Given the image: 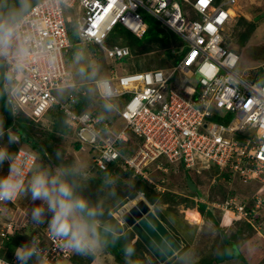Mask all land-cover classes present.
<instances>
[{
    "label": "built area",
    "instance_id": "obj_1",
    "mask_svg": "<svg viewBox=\"0 0 264 264\" xmlns=\"http://www.w3.org/2000/svg\"><path fill=\"white\" fill-rule=\"evenodd\" d=\"M235 2L38 0L15 23L19 40L14 43L26 49L19 61L22 70L15 74L17 94L9 92L4 80L16 62L11 56H0L12 115L23 113L49 128L53 124L49 111H61L76 144L94 151L90 177L117 166L160 193L166 190L162 187L163 172L172 168L167 162L182 163L189 170L200 167L205 171L213 166L245 183L257 181L259 186L249 200L234 194L218 203V208L234 212L264 232V73L238 72L239 55L224 45L223 31L231 21ZM143 14L154 17L178 38V45L167 47L177 55L174 63L167 61L171 65L132 70L137 66L129 45L107 44L106 38L116 25L142 37L148 27ZM69 24L75 29L74 43ZM90 45L96 47L93 55L102 51L108 63V74L100 78L107 79L118 93L116 101L121 103L113 115L124 121L118 129H114L111 115L76 109L72 90L83 82L67 69L66 54L75 48V57ZM128 62L132 69L123 65ZM64 89L68 93L61 98L57 93ZM96 94V99H101ZM228 114L231 118L227 122L214 119ZM8 131L15 133L11 127ZM16 151L22 154L30 150L18 146ZM28 167L25 163V170ZM7 170L8 165L4 174ZM157 171H162L159 179L153 176ZM17 198L0 201V264H16L15 249L9 256L1 251L8 249L5 241L32 224L24 210L10 209L9 217L5 213L2 206L15 203ZM139 198L145 200L144 191H138L134 200ZM125 210L122 205L119 214ZM35 226L30 241H39L46 264H73L75 254L61 247L47 225Z\"/></svg>",
    "mask_w": 264,
    "mask_h": 264
},
{
    "label": "clouds",
    "instance_id": "obj_2",
    "mask_svg": "<svg viewBox=\"0 0 264 264\" xmlns=\"http://www.w3.org/2000/svg\"><path fill=\"white\" fill-rule=\"evenodd\" d=\"M23 12L24 9L21 7L18 11L10 13L4 23H0V56L5 58L11 56L16 62L11 71L4 75L8 90L13 95L19 92V89L13 87L15 74L22 70L19 61L26 55V49L14 43L19 40L15 23ZM74 59L80 64L86 61V54L78 53ZM78 71L81 76L94 81L95 91L103 101L105 111H119V104L115 102L118 93L107 79L97 78V72L95 70L90 72L88 68H80ZM4 136L5 130L0 125V201L11 200L20 195L27 196L32 202L28 216L30 223L46 224L49 234L61 241V247L80 256H90L104 251L120 240L121 228L111 219L105 201H93L85 195L91 177L83 162L65 161L63 152L57 150L54 155L59 163L45 165L30 149L22 154L11 150L12 145L20 143L19 135L8 131L7 143L3 142ZM19 146L25 148L21 144ZM5 163L8 170L6 174H2ZM25 163L29 164L27 170ZM119 179L108 172L102 178V185L110 198L117 195L116 185ZM140 200L143 199L139 198L138 201ZM145 200L143 201L146 202ZM149 206L152 210L153 205ZM130 207H126L125 211ZM118 209L115 214L122 216L125 211L119 214ZM35 228L37 230L36 226ZM30 238L28 242L15 248L16 264H46L44 249L39 241L36 239L30 241ZM121 250L125 264H139L133 244L125 243Z\"/></svg>",
    "mask_w": 264,
    "mask_h": 264
},
{
    "label": "rangeland",
    "instance_id": "obj_3",
    "mask_svg": "<svg viewBox=\"0 0 264 264\" xmlns=\"http://www.w3.org/2000/svg\"><path fill=\"white\" fill-rule=\"evenodd\" d=\"M241 18H244L246 21L253 22L256 26L255 30L252 32L249 39H247V41H245L243 45L239 44V33L244 32L246 29V26L244 24L241 25L239 23ZM146 22L149 25H152V26L155 25V22H152L151 20H146ZM152 31H154L155 33L157 32L156 28L154 27H152ZM114 34L115 32H112L110 36H114ZM223 35H224V45L228 48H231L239 55L240 60L237 66L238 72L245 71V72H248L250 75H254L256 71L260 70L262 73H264V0H236L235 5L233 7V15H232L231 21L229 22L228 26L225 27L223 31ZM171 39H170L171 44L178 45V41L175 42L173 39L172 40ZM162 51H163L162 49H154L149 52L141 53L137 49H135L134 51L132 50L133 57L131 59L133 60L137 68L135 69L130 68L131 65L129 66V62L125 64L123 63V65L125 67L129 66V68L132 70H141V68H144V67L151 68L150 66L164 68L168 65H171V62H167V61H170V60L173 61V60L167 56L166 52H165V58H163L161 55V53H163ZM74 58L75 57L71 59H67V62H66L67 69L73 74L74 77L78 79V81L83 82L85 84L88 83L89 88L92 91V94L97 93L94 89L95 88L94 81L86 79L85 77L81 76L78 70L80 68H88L90 72L93 70L97 72V78L106 76L108 74L107 72L108 63L103 58V55L99 53V56L93 57L92 54L87 52L86 61L81 62L80 64H77ZM92 62H94L95 64L90 67L96 66L95 68L89 67V65ZM67 93H68V90L64 89V90H59L57 95H59L61 98H65ZM106 114L112 115L113 111L107 112ZM112 119L114 122V129H118L124 123L123 119L119 118L117 115H112ZM34 123H36V125L33 124L35 125L36 128L39 127L43 130L48 129V127H45V126L42 127L40 124H38V122H34ZM44 138L47 139V141L45 142L47 143L48 146L51 147V151L53 154H55L57 150H60L64 154L65 161L75 160L77 162H83V164L87 167L88 171H92V155H94V151L91 150L88 146H84V147L76 149L74 146L75 140L72 134H56L55 133L53 134V136H49L48 132L46 134L45 132H43L42 135L38 137V139L40 140V143L44 141ZM23 145L30 148L28 145L24 143ZM39 160L45 165H49L47 162H44L45 160L42 157H39ZM165 164L172 165V168H169L167 172H163L164 176L162 178L164 179V182L162 183L163 184L162 187H164V189L166 188V190H164L163 192L166 193L167 191H169L167 192L168 194L171 193L173 195H177V198H174L170 194H169L170 195L169 197H163L160 202L164 201V203L160 205V210L166 211L167 217H168V213L178 212V215H180L179 209H182V208L189 209L188 208L190 207L189 206L190 205L189 195H193V194L190 193V191L186 188L185 171L179 166H177V168L173 170L174 165H180V164L179 163H167V162ZM6 166H7V163H5L2 169V174H4ZM197 169L192 168L188 170L190 172L189 176L193 177V179L195 180V182L198 184L199 187L209 188L210 190L214 189V191L218 194V196L216 195V200H215L217 201V203H223L228 196H234L233 191L230 192L229 191L230 189L229 190L227 189V187L229 188L231 185H227V187H225L226 185L224 181L218 182L220 179L218 175V171L217 169H214L213 166L210 169L205 170V171H208V170H211V171H209L210 174H207L204 177L203 175H200L204 172V170H200V167H198ZM160 172L162 171H157L158 175ZM94 174L95 173H93L92 175ZM112 174L120 178L119 179L120 184L118 182L116 186L117 195L115 198H110L105 188L101 192L100 190L96 191L91 186L88 187L87 185L85 192H90L92 195H95V196L97 195V197L101 195H107V197L103 196V197H99L98 199L104 200L105 203L107 204L115 203L116 207L120 208L122 205L127 204V202L133 198V196L135 195L134 189H136L138 182L132 176H129L128 174H124L122 172H116V170H114ZM158 175H153V176L155 179H157ZM233 178H234L233 181L235 182L237 186L236 188H238L239 191H242L248 187L247 192H250V190L255 184L252 181L245 183L242 180H240L237 176H233ZM213 179L215 180L214 183H212ZM189 182L192 183L191 179L189 180ZM88 184H90V182ZM27 198L28 197L25 195L18 196L16 202L13 203L14 204L13 206H16L21 201L26 202ZM105 198H107V200H105ZM184 198L187 199L188 201L183 200ZM137 202H138V199L132 201V206L135 205ZM164 204H167V205H164ZM11 205H12L11 203H5L2 207L4 211L7 212L9 209L12 208ZM28 207H29V212H30V208L32 207L31 201L28 202ZM154 212L155 214H157V211L155 208H154ZM189 216H193V215L189 214ZM169 217L171 221L175 220L174 219L175 216L173 214H171ZM223 218L225 221H228L230 223L233 220V219H230L228 216H225ZM176 219H177V222L182 223V220L179 217ZM123 230L124 229H122V231ZM258 230L260 231V234L264 237V232L261 231L260 229ZM26 232L28 233V230ZM214 235H215L214 240L220 237L219 235L215 234V232L214 233L212 232L207 237H203L201 240L202 241H212ZM29 238L27 239L26 237L21 236L20 241L18 243L23 245L24 243L29 241ZM259 242L264 243V239H260V241H258L257 243ZM135 248H136V251L142 254V250L140 249V246L135 247ZM201 249L202 248L197 247V249L194 252H192L193 253L192 255H197L199 258H201L202 256H204L202 253L203 250ZM184 250H186V247H184L182 251ZM5 252H6L5 254H10L12 251H9L6 249ZM95 254H98L99 258L101 259L100 261L101 264H104L107 261L108 262L110 261L111 264L116 263L114 259L115 255L107 249L101 252L94 253L90 256H84L83 259H81V261L83 262L86 261L88 264H100L98 263L99 261L98 258L97 259L93 258L95 257ZM143 255L145 259L149 261L150 264H156L155 260L150 256L148 251L143 250ZM262 255H264V251ZM256 256L257 257L254 258V260H250L251 264L264 263V259H263L264 256H262V258H258V256L261 257V254L259 253H257ZM198 257H194L196 261L193 262V264H201L203 259L209 258L208 256H206L202 260L200 259L198 260ZM180 259L182 260L179 262V264L180 263L182 264L186 261V252H182Z\"/></svg>",
    "mask_w": 264,
    "mask_h": 264
},
{
    "label": "trees",
    "instance_id": "obj_4",
    "mask_svg": "<svg viewBox=\"0 0 264 264\" xmlns=\"http://www.w3.org/2000/svg\"><path fill=\"white\" fill-rule=\"evenodd\" d=\"M38 0H0V23H4L10 13H14L21 9L23 7L24 12L21 16L17 18L20 19L29 9L30 7L35 4ZM143 18L146 22V20H151L152 22H155V25H149L147 22V30L144 33L142 37H137L130 33L129 31L125 30L122 28L120 25H116L113 30L109 33L108 37L106 38V42L108 43H114L117 42L119 44H128L131 48V50L137 49L141 53L149 52L154 49H162L164 54L166 52L167 56L172 59V63L177 60V55H173L169 52V49L167 48L170 45V39L172 38L175 42L178 41V38L176 35L169 29H166L161 26V24L151 15L149 14H143ZM241 25H245L246 29L244 32L239 33V44L243 45L247 39L251 36L252 32L255 30V24L251 21H246L244 18L240 19L239 22ZM152 27L156 28L157 32L155 33L152 31ZM112 32H115L114 36H110ZM69 37L72 43L76 42V37H75V29L74 26L69 24ZM171 39V40H172ZM75 51V48L70 49L69 52L66 54V59H71L72 58V53ZM165 58V55H164ZM166 60V59H165ZM152 67V66H150ZM260 71V70H259ZM85 82V81H84ZM95 89V88H94ZM72 92L76 95L77 99V104H76V109L79 110H86L90 109L93 112H96L99 115H108L106 114L107 111H105L103 107V101L101 99H96L97 94L93 93L91 89L89 88L88 83H82L80 84L78 89H73ZM120 105V101H116ZM51 117L53 118V124L51 127H49L46 130H43L41 128H36L33 120H31L28 116H26L23 113L15 114L12 115L11 113V103L9 101V95L8 92L5 90L3 86V64L0 61V125L3 126V129L5 130V136L3 137V142L7 143V128H12V130L17 133V135L20 136V144L23 145L26 144L30 148L24 146L27 149H30L33 151L36 155L38 154L39 157H42L49 165H55L59 163L58 161L55 160V155L51 151V147L47 145L45 141H47L46 138H44V141L40 143V140L38 137L42 135L43 132L45 134L48 132L49 136H53V134H69L70 133V128L67 126L65 123V116L64 114L59 111L57 108H54L53 110L49 111ZM231 118V114H228L224 119L215 117V120L218 121H225L227 122ZM35 124V125H33ZM19 146L18 144H14L11 147L12 151H16L17 147ZM79 146L76 144V149H78ZM48 152V153H47ZM180 164V163H179ZM181 168L185 171V185L191 193L196 194L197 192L194 191L195 187H199L198 184L195 182L193 177L189 176L190 172L188 171L189 169L184 168L183 164L181 163ZM116 170V172H122L124 174H128L129 176L130 173L128 171H122L119 167L113 166L108 168L107 171H98L96 172V175L92 176L90 179V184H88V187H92L96 191H103L104 187L102 185V178L105 175L106 172L108 173H113V169ZM214 169H217V171L221 174H226L227 173H222L218 170V168L214 167ZM211 171V170H208ZM214 174V173H213ZM114 175V174H112ZM198 177V175H197ZM138 182V185L136 186L135 190V195L137 194L138 191L142 190L145 193V196L148 198V200L155 205V209L157 211V215L165 222H169L167 219V212L160 210V205L164 203V201L160 202L163 197H169L172 195L174 198H177V195H173L171 193H167L169 191L165 192H160L157 193L152 187H150L145 181H143L141 178H135ZM191 179L192 183L189 182ZM120 184V180H119ZM195 185V186H194ZM117 186V185H116ZM192 189V190H190ZM196 192V193H195ZM85 195L88 196L90 199L93 201L99 200V197H107V195H101L97 197V195H92L90 192H85ZM134 195V196H135ZM133 196V197H134ZM95 198V200H94ZM107 200V198H105ZM187 200V199H183ZM188 201V200H187ZM190 207H188L191 210H198L199 212H203L205 209V205L190 199L189 201ZM106 207L108 208V212L110 213L111 219L116 222L120 228L121 231L119 233L120 240L114 244L109 246L107 249H109L114 255H115V260L118 264H125L124 257L122 255V246L125 243H131L135 247L140 246V249L142 250V254L136 251V256L139 260V264H150L148 260L145 259L143 255V250L147 251V248L145 245L142 243V241L136 236V234L127 226L126 223H121L118 218L113 217V213L116 212V210L119 208L116 207L115 203L107 204ZM168 211V210H167ZM170 213H168L169 216ZM243 219V218H241ZM246 220V219H244ZM248 224L255 229V231L260 235L263 239L264 237L259 234L260 231L255 228L252 223L248 220H246ZM122 229H124V232H122ZM263 231V228L260 229ZM243 232V231H242ZM242 234V233H241ZM22 237H28L26 233L22 234H16L12 236L9 240L5 241L6 247H8L7 250L13 251L17 246L20 244L18 243L20 241V238ZM244 235L242 234L241 236L239 233H233L231 236L227 235L223 239V249L222 252L225 251V253L220 252V255H218L219 258H211V259H203L201 264H218L220 260H223L222 258H225V255L234 250H238V247H240L239 242L244 238ZM183 248L179 251H182ZM7 252V251H6ZM5 250L3 249L1 251V254L4 256H8L9 254L6 253ZM10 253V252H9ZM148 253L150 256L155 260L156 264H161L154 256L151 254L149 251ZM84 256H80L75 254L72 258V261L74 264H88L86 261H81ZM239 260L243 264H250L246 261V259L243 256H238Z\"/></svg>",
    "mask_w": 264,
    "mask_h": 264
},
{
    "label": "crops",
    "instance_id": "obj_5",
    "mask_svg": "<svg viewBox=\"0 0 264 264\" xmlns=\"http://www.w3.org/2000/svg\"><path fill=\"white\" fill-rule=\"evenodd\" d=\"M107 44H110V43L107 42ZM95 49H96L95 46L90 45L88 47L82 48L81 52L85 54L88 52L92 54L93 57L99 56V53L97 55L95 54L93 55ZM100 54L103 55V52L100 51ZM103 58L105 59L104 55H103ZM94 64L95 63L92 62L89 66H93ZM95 67H90V68H95ZM69 134H72V133H69ZM74 146L76 148V144H74ZM178 166L181 167V165H178ZM153 174L158 175L157 172H153ZM207 174H210L209 171H204L200 175H203L204 177ZM218 175L220 178L218 182L224 181L226 185L225 187H227V185H231L229 188L227 187V189L228 190L230 189L229 190L230 192L233 191V194L238 195L239 198L243 200H249V198L255 193V191L257 190L259 186V183L257 181H252L255 184L250 190V192H247L248 187L244 190L241 189L242 191H239L238 188H236L237 186L235 182L233 181L234 179L233 177H229L228 174L226 175V174H221V173ZM160 176L161 174L158 175L157 179H159ZM212 182H215V180L213 179ZM193 190L196 191L197 193L196 192H195L196 194L192 193L193 195H189V198L194 201H198L204 204L205 205L204 211L199 212L196 209L191 210V209L182 208V209H179L180 215H178V212L169 214V216L171 214L175 216L174 221H171L170 217L168 216L167 219L169 222L163 221L157 214H155L154 203L150 202L147 197L145 198L149 202L150 205H153L152 210L154 214L162 221V223L168 228V230L178 240L180 244V248L174 251V253L171 256H169L165 260V262H162L161 264H179V262L182 260L180 259L182 252H186V261L182 264H193V262L196 261L194 257H198V256L192 255L193 254L192 252H194L197 249V247L202 248L201 250H203L202 253L204 255L202 257L200 256L201 258L198 257V260L199 259L202 260L206 256L209 257L207 259L219 258L218 255H220V252L221 254L225 253V251L222 252L223 245H224L223 239L227 235L231 236L233 233H236V234L239 233L240 236L242 234L244 235L243 236L244 238L239 242L240 247H238V250H234L233 252L232 251L228 252L225 255V258L223 257L222 258L223 260H220L218 264H222V263L224 264H243L239 260V257H238L239 255L243 256L248 263H250V260H254V258L257 257L256 256L257 253L261 254V257L258 256V258H262V256H264L262 255L264 251V243H261V242L257 243L258 241H260V239H263V238L260 235H258L255 229L251 227L246 220L241 219L240 217L236 216L234 212L232 211L223 212L222 210H220L218 208L217 201H215L216 195L218 196V194L214 191V189L210 190L209 188H205V187H195V189ZM133 198H135V196ZM28 202H30L29 198H27L26 202L21 201L16 206H13L14 204L12 203L11 210L12 211L13 210H18V211L24 210L27 213H29ZM164 205H167V204H164ZM130 206H132V199H130L126 204V207H130ZM11 210L9 209L7 212L5 211L8 217L11 215ZM189 214L193 216H189ZM225 216H228L230 219H233L234 221L232 220L231 223L228 221H225L223 218ZM113 217L118 218V220H120L121 223H125L124 220L122 219V216H118L117 214H115V212L113 213ZM178 217L182 220V223L177 222L176 218ZM27 230H28V233L26 232ZM27 230L24 233H27L28 237L26 238L28 239L32 235V233L36 230L35 225L31 224V227H29ZM122 232H124V230ZM212 232L213 233L215 232V234L219 235L220 237L218 236L219 238L214 240L215 238V235H214L212 241H202L201 240L203 237H207ZM19 246H21V244ZM184 247H186V250L179 251L182 248L184 249ZM147 251L149 250L147 249ZM93 258L94 259L98 258L99 260L98 263L101 264L100 262L101 259L99 258L98 254H95V257ZM107 262L104 264H111L110 261L108 263ZM115 264H118V263L116 262Z\"/></svg>",
    "mask_w": 264,
    "mask_h": 264
},
{
    "label": "water",
    "instance_id": "obj_6",
    "mask_svg": "<svg viewBox=\"0 0 264 264\" xmlns=\"http://www.w3.org/2000/svg\"><path fill=\"white\" fill-rule=\"evenodd\" d=\"M122 219L159 262L180 248L178 240L143 200L125 211Z\"/></svg>",
    "mask_w": 264,
    "mask_h": 264
},
{
    "label": "bare ground",
    "instance_id": "obj_7",
    "mask_svg": "<svg viewBox=\"0 0 264 264\" xmlns=\"http://www.w3.org/2000/svg\"><path fill=\"white\" fill-rule=\"evenodd\" d=\"M235 12V11H234ZM231 15H233V10L230 11Z\"/></svg>",
    "mask_w": 264,
    "mask_h": 264
}]
</instances>
